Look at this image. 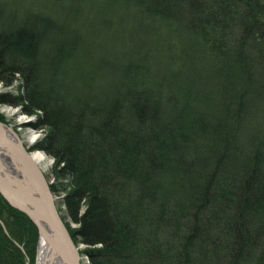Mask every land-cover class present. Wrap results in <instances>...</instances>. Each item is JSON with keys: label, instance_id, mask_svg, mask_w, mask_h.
Here are the masks:
<instances>
[{"label": "trees", "instance_id": "obj_1", "mask_svg": "<svg viewBox=\"0 0 264 264\" xmlns=\"http://www.w3.org/2000/svg\"><path fill=\"white\" fill-rule=\"evenodd\" d=\"M18 16L0 11V83L22 92L0 103L40 113L90 264H264V0ZM0 221V264H33L38 230L1 196Z\"/></svg>", "mask_w": 264, "mask_h": 264}, {"label": "water", "instance_id": "obj_2", "mask_svg": "<svg viewBox=\"0 0 264 264\" xmlns=\"http://www.w3.org/2000/svg\"><path fill=\"white\" fill-rule=\"evenodd\" d=\"M30 150L31 146H25L16 132L0 122V196L29 218L38 230L39 242L46 244L42 261L36 256L38 264H79L78 249Z\"/></svg>", "mask_w": 264, "mask_h": 264}, {"label": "rangeland", "instance_id": "obj_3", "mask_svg": "<svg viewBox=\"0 0 264 264\" xmlns=\"http://www.w3.org/2000/svg\"><path fill=\"white\" fill-rule=\"evenodd\" d=\"M49 1L51 0H0V11L5 13L6 15L18 13L19 16L17 18L23 19V16L26 13L34 11L35 9H37V7H41L44 4L49 3ZM74 71H76V68H73V72ZM18 84H19L18 81H14L9 86H4L3 84L0 83V99L3 98L4 100H9V102L11 101V99L15 100V96L20 95L22 92ZM39 115H40L39 112H37L36 114H33L32 116L28 115L22 109V106L20 107V106H17L15 104L8 103V102L0 103V118L3 119L0 122L3 123L8 128L12 129L14 132H16L19 138L21 139V141L24 142L25 146H31V150H30L31 153L42 152L41 150L36 149V147L38 146L40 142H42L45 135L47 134L46 129H38L34 127L32 128V124L36 123ZM32 134H36L38 136V138L33 143L29 142L27 138L28 136ZM42 153L46 156V158H45L44 164L39 163V165H40V168L43 174L45 175L48 185H50L55 182V178L51 172L56 163L53 157L48 155L46 152H42ZM50 188H51V185H50ZM63 197L64 195L63 196L54 195L55 206H57V212L59 213V216L62 218L64 225L66 226L67 224V226L70 227L72 231H75L79 229V226L78 224H75L67 219V216L65 214V207L63 206ZM13 209H16V208H13ZM1 226L3 230H5L3 223L1 224ZM68 233H69V230H68ZM70 238H71V235H70ZM39 241L40 240H38V243L36 245V249H35L36 252H35L33 264H38V262L36 261V256L39 251L38 247L41 243ZM75 247L76 249H78V254H79V259H80L79 264H90L88 257L81 252L82 250L85 251V249L87 248H85V246L82 244L77 245V246L75 245ZM20 250L23 251L22 247H20Z\"/></svg>", "mask_w": 264, "mask_h": 264}, {"label": "bare ground", "instance_id": "obj_4", "mask_svg": "<svg viewBox=\"0 0 264 264\" xmlns=\"http://www.w3.org/2000/svg\"><path fill=\"white\" fill-rule=\"evenodd\" d=\"M27 138H28L29 142L33 143L38 138V136L36 134H32V135L28 136ZM34 158L37 161V163L44 164L46 156L42 152H35ZM45 249H46V244L44 242H41L39 247H38V250H39L38 261L39 262L42 261V258L46 252ZM54 264H58V263H54Z\"/></svg>", "mask_w": 264, "mask_h": 264}]
</instances>
